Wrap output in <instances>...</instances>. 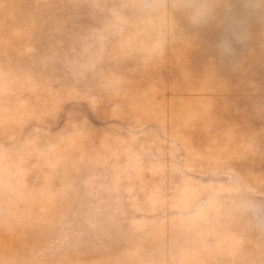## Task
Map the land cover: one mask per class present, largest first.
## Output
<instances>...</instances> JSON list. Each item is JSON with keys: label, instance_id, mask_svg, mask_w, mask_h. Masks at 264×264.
I'll return each instance as SVG.
<instances>
[{"label": "rangeland", "instance_id": "1", "mask_svg": "<svg viewBox=\"0 0 264 264\" xmlns=\"http://www.w3.org/2000/svg\"><path fill=\"white\" fill-rule=\"evenodd\" d=\"M0 264H264V0H0Z\"/></svg>", "mask_w": 264, "mask_h": 264}]
</instances>
